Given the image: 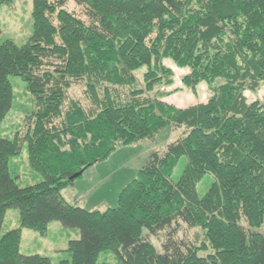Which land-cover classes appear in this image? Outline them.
<instances>
[{
    "label": "trees",
    "instance_id": "obj_1",
    "mask_svg": "<svg viewBox=\"0 0 264 264\" xmlns=\"http://www.w3.org/2000/svg\"><path fill=\"white\" fill-rule=\"evenodd\" d=\"M31 18L26 45L0 42V121L12 77L34 106L23 133L0 138V228L7 211L19 215V228L0 234V264H51L19 246L21 229L46 236L54 222L79 232L59 264H98L102 253L116 264H264V106L243 96L264 83V0H32ZM165 59L189 69L184 86H209L206 103L178 109L164 94L144 97L172 83ZM143 65L140 88L133 71ZM78 85L88 103L68 99ZM162 130L181 136L151 152L116 207L63 197L72 176ZM24 145L41 178L28 187L10 166ZM181 159L186 172L173 180ZM183 226L202 232L199 247L179 238Z\"/></svg>",
    "mask_w": 264,
    "mask_h": 264
},
{
    "label": "rangeland",
    "instance_id": "obj_2",
    "mask_svg": "<svg viewBox=\"0 0 264 264\" xmlns=\"http://www.w3.org/2000/svg\"><path fill=\"white\" fill-rule=\"evenodd\" d=\"M71 7L79 14L81 13L80 7L70 4ZM31 12L32 0H15L12 5L1 7L0 42L10 39L20 47L26 45L33 31ZM163 65L172 72L170 77L172 83L169 86L166 84L161 89L157 88L156 91L145 94L144 97L154 99L164 94L162 100L178 109L206 103L211 97L210 88L204 82L198 84L194 89L184 86L182 79L189 73L188 68L177 67L170 59L163 60ZM146 70V66L143 65L133 71L136 81L141 85H139L140 88L144 85ZM10 82L13 93L12 108L6 117L0 121V138L4 139H13L16 132L23 133L25 131V118L34 107L26 86L20 78L12 77ZM221 82L218 80L217 84ZM83 90V86L73 87L68 92V99L88 103L86 100L88 98L84 95ZM243 96L248 104L257 102L264 106V83L254 92H244ZM180 136V131L162 130L153 138L119 147L107 159L90 167L83 176L75 180L73 186L63 189V197L70 204H76L86 210L105 211L108 208L116 207L120 191L137 176L151 152H158L162 155L167 145L176 141ZM10 166L11 176L16 178L20 187L33 186L41 181L39 175L28 167L26 145H24L20 155L10 160ZM186 169L185 159L179 160L171 175L173 180H178L186 172ZM210 184L211 178H204L197 185V197H202ZM18 216V212L15 210L7 211L0 228V234L19 228ZM258 233L264 236V226L258 230ZM78 235L77 230L64 229L58 222L50 224L46 236H41L31 230L21 229L19 251L27 256L47 257L51 264H59L68 257L66 250L69 241L79 239ZM178 236L198 247L203 242L202 232L199 229H187L183 226ZM152 242L156 248H159L160 240L153 239ZM97 263L116 264V258L111 253H102Z\"/></svg>",
    "mask_w": 264,
    "mask_h": 264
},
{
    "label": "water",
    "instance_id": "obj_3",
    "mask_svg": "<svg viewBox=\"0 0 264 264\" xmlns=\"http://www.w3.org/2000/svg\"><path fill=\"white\" fill-rule=\"evenodd\" d=\"M81 175H82V173L75 174L74 176H72V177L70 178V181H75V180L78 179Z\"/></svg>",
    "mask_w": 264,
    "mask_h": 264
}]
</instances>
